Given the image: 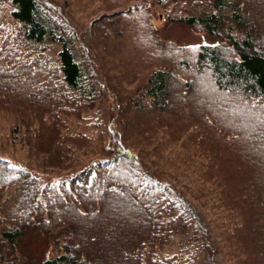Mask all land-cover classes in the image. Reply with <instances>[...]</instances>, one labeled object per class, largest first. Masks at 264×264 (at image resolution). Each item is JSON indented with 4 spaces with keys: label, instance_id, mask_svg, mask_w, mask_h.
Returning a JSON list of instances; mask_svg holds the SVG:
<instances>
[{
    "label": "trees",
    "instance_id": "16d2710c",
    "mask_svg": "<svg viewBox=\"0 0 264 264\" xmlns=\"http://www.w3.org/2000/svg\"><path fill=\"white\" fill-rule=\"evenodd\" d=\"M185 1L184 15L171 19L220 39L197 46L199 73L226 97L264 105V0ZM5 3L19 30L11 35L0 22V119L12 116L7 135L0 120V142L17 139L30 160L18 161L0 150V264H14L6 257L30 227L44 232L61 228L57 253L40 264H264L260 151L249 154V160L261 174L231 173L235 178L230 179L221 160L214 163L216 152L206 147L197 160H187L191 167L180 171L187 181L178 184L179 172L169 175L144 162L153 155L168 161L193 132L166 139L151 124L159 114L175 111L173 101L185 92L173 88L171 71L151 70L146 84L125 101H115L93 50L102 41L104 53L106 39L120 35L121 27H109L102 38L88 24L60 17L52 0H0V9ZM183 83L198 97L199 80ZM8 91L27 92L40 105L18 106L22 100L15 94L17 106H4ZM102 105L111 112L110 132L104 144L96 145L100 132L79 128L93 117L102 123ZM149 109L150 119L140 118ZM218 128L228 129V135L241 133L243 120ZM263 132L264 126L255 124L250 142L245 138L237 145L245 153L263 148ZM98 149L97 157L91 155ZM87 155L91 159L80 165ZM31 159L41 169L74 172L42 180L48 175L37 174ZM202 197L211 204L215 200L222 219L212 209L198 208L194 201Z\"/></svg>",
    "mask_w": 264,
    "mask_h": 264
},
{
    "label": "rangeland",
    "instance_id": "374dc122",
    "mask_svg": "<svg viewBox=\"0 0 264 264\" xmlns=\"http://www.w3.org/2000/svg\"><path fill=\"white\" fill-rule=\"evenodd\" d=\"M52 2L60 17H62L61 15L67 16L81 26L88 24L98 35L101 33L102 38L103 31L106 37L109 34V27L110 29L111 27L113 29L121 27L120 35L108 36L106 39L107 44L104 53L101 54L102 41L93 50L99 60V65L96 64L106 79L104 82L110 81L109 86L113 88L116 94L115 101H125L128 95L140 89L146 84L151 70L155 68L169 69L173 76L172 86L179 87L180 92L185 91L178 94L173 101L172 109L175 111L159 114L155 119L152 118L151 124L154 125L156 132H163L166 139L175 138L177 135L185 134L186 131L190 130L193 131L191 138L183 141L184 146L179 152L177 151V155V152L175 154L174 151L171 152L167 158L168 161L164 160V155H157L156 157L153 155L144 161L145 164L167 170L169 175L179 172L182 175L178 178V184H181L187 179L184 177L185 174L180 173V171H187L191 167V163L187 160L189 158L197 160L201 152L209 147L216 152V155H213L214 163L219 158L225 165L221 167L227 168L226 171L229 172L230 179L235 178L231 173L259 172L258 164H251L249 154L260 151V156L264 158L262 153L264 146L262 148V145H257L246 154L243 151L245 149H242L237 143L241 140L243 142L245 138L246 142H250L249 134L255 124L264 126V105L258 104L257 100H255V104L251 105L246 99L239 96L232 99L226 97L218 93L211 82L199 73L195 66L196 59L194 57L197 46L214 44L220 39L200 29L192 28L185 22L171 19L175 14L184 15L182 8L185 7V0H173L171 2L169 0H52ZM0 22L6 29L4 31L11 35L16 34L19 30V24L9 15V6L6 3L0 9ZM0 34H4V32H0ZM53 48L52 55H55V49L58 48V45H54ZM19 49L22 50L24 47L20 46ZM80 49L83 53L81 47ZM184 80L187 82L199 80L198 97L191 93V86H184V83L181 85ZM15 94L20 95L19 99L22 100L18 106L40 105V103H32L33 100L27 92L20 93L19 91H8L1 104L17 106L18 100L13 98ZM102 108L105 111L102 123L97 124L96 121L98 120L93 117L85 122L87 127L79 128L89 133H92L90 130L93 129L95 135L100 132L95 140L96 145L104 144L110 132L107 123L111 119V112L106 110L105 105H102ZM149 111L148 115H139L140 118L150 119L149 115L153 110L149 109ZM11 119L12 116L9 113L0 119L3 127L2 132L5 135L9 133ZM237 119L243 120L244 130L241 133L235 130L231 131L232 135H228L226 133L228 129L218 128L227 124L232 125ZM170 132L174 135H170ZM263 133L259 136L260 139L264 136ZM48 134L46 133L44 137ZM12 140L13 138L11 140L1 139V152L7 153L18 161H29L30 158L23 145L18 143L17 139L16 141ZM254 142L256 143V140ZM174 147H177L176 142ZM99 153L100 149L94 150L91 155L97 157ZM89 159L91 158L87 155L86 161H79L80 165L86 164ZM258 162L261 163V160ZM31 164L40 176L44 174L43 172L48 175L41 176L42 180H57L74 172L73 169L47 170L45 167L41 169L42 167L38 168L33 160ZM193 179L197 183L196 176H193ZM241 183L247 185V182ZM189 190L195 191L194 189ZM212 201L213 204L202 197L194 202L198 208L212 209L215 216L222 219L221 208L217 207L215 200ZM252 219V213L249 210V220L252 221ZM60 232L61 228L44 232L35 229V227H30L20 236L15 251L6 259L14 260V264H40L57 253L56 239L61 236ZM198 264L207 263L201 261Z\"/></svg>",
    "mask_w": 264,
    "mask_h": 264
}]
</instances>
